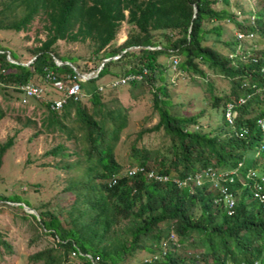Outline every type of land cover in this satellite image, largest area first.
<instances>
[{
    "label": "trees",
    "instance_id": "1",
    "mask_svg": "<svg viewBox=\"0 0 264 264\" xmlns=\"http://www.w3.org/2000/svg\"><path fill=\"white\" fill-rule=\"evenodd\" d=\"M217 2L0 0V30H26L31 20L40 17L44 31V39H36L38 45L24 49L0 43V96L18 102V85L40 86L45 95L36 103L45 112L46 132L73 139L77 152L70 153L58 143L45 153L52 159L49 166L64 175L57 181L58 175L53 173L54 197L50 193L34 209L37 216H19L28 221L30 229H40L46 239L45 246L28 255L29 264H67L69 258L74 259L71 252L77 250L97 257V264H118L125 254L135 257L138 250L150 255L141 264H253L255 259L264 264L259 258L264 252L261 191L240 198L243 205L231 217L224 210H214L199 188L184 179L221 170L224 158L236 162L256 143L249 135L255 129L254 120L249 119L255 115L243 118V113L228 122L224 111L242 93L240 84L245 78H255L258 89L264 84V0H220L221 7L215 9ZM254 3L260 4L257 10ZM236 16L242 19L233 24L234 31L226 39H220L221 22L206 27L210 19L229 21ZM120 22L127 26V37L112 46ZM251 39L258 47L241 56L234 54L241 43ZM57 40L91 47L84 63L102 64L96 76L79 81L75 70L80 71L82 59L60 55ZM222 47L228 53H221ZM113 56L116 58L103 62ZM24 59L31 61L24 65ZM55 59L70 65L56 66ZM47 69L67 83L74 80L79 98L70 97L59 109H50L49 101L55 97L48 88L59 91L52 80L45 79ZM209 75L227 80L229 90L223 93L220 89L222 94L215 95ZM127 76L133 78L125 79ZM193 88L200 89V97L197 91H190ZM113 91V102L108 105L106 100ZM122 91L131 99L146 93L152 114L157 115L156 123L136 137L146 130L147 137L153 134L156 142L140 148L133 142L127 169L112 157V143L125 125L126 108L117 98ZM205 99L208 103L201 104ZM211 111L217 126L206 132L197 122ZM6 112L0 105V120ZM26 119L21 123L29 127L32 121ZM235 134L245 140L234 138ZM9 145L8 138L0 153ZM72 155L76 157L67 159ZM248 162L253 164L255 176L263 172L264 162ZM175 178L183 182L175 183ZM258 182L255 178L245 184ZM233 184L240 186L237 181ZM40 185L38 180L24 182L20 193L0 195V204L10 201L32 208L25 203L26 196L36 194ZM59 194H65L68 201ZM48 237L54 238L52 242ZM103 240L107 243L101 244ZM74 256L80 264H91L82 255Z\"/></svg>",
    "mask_w": 264,
    "mask_h": 264
},
{
    "label": "rangeland",
    "instance_id": "2",
    "mask_svg": "<svg viewBox=\"0 0 264 264\" xmlns=\"http://www.w3.org/2000/svg\"><path fill=\"white\" fill-rule=\"evenodd\" d=\"M219 1L220 0H218L216 7H214L215 9L221 7V2ZM247 2L248 1L244 3ZM224 7H226L229 11L234 10L238 12L237 9L233 7ZM259 7L260 4L254 3V10H257ZM241 19L242 17L240 16H236L229 21L210 19L206 21V27L209 28L211 24L221 22L220 39L223 40L231 36L232 31H234L233 24ZM249 19L251 21L252 17L249 16ZM39 20L40 17H35L31 20V22L27 25L26 30L16 32L9 31V33L0 30V43L3 41L5 44H9L14 49H24V47L27 46L38 45L36 39H44V31L40 28L42 22L40 23ZM127 31L128 29L126 24L120 22L111 45L117 46L122 43L127 37ZM236 37L239 39L238 36ZM210 40L211 39H208L206 42L209 44ZM57 42V50L60 55H73L82 59V61L79 62L80 71H92V73H95V67L98 68L99 61H97V63L95 62V66H93L92 63H84V59L89 55L91 47L85 48L86 46L84 47L77 42L63 40H57ZM240 45L241 46L239 48L237 47L234 52V54H238L240 56L243 51L246 50L247 52H250V50L258 47V45L255 44L254 39L246 40ZM105 49H108V47ZM226 50V47H222L220 52L224 54ZM226 53H228V50ZM5 54L6 59L11 60L8 52L5 51ZM112 58H116V56H113ZM23 61L26 62L27 59H24ZM30 61L31 60H28L26 63H29ZM57 63L62 65L64 62L57 60ZM170 77L173 81H175L172 75H170ZM208 78L212 80V84L215 86V95L222 94V92L226 93L229 90L230 85L226 82L227 80L222 81L221 77L211 75H209ZM48 90H50L51 95L54 97L57 96L58 93L54 92L50 88H48ZM190 91H197V96H201L200 89L193 88L190 89ZM16 93L18 95V92ZM43 93L44 92H42V94ZM114 95L115 93L113 91L111 97L106 100L109 102L108 105L113 102L112 97ZM117 98L120 104L126 108L125 125L118 132L112 143V157L116 159L119 164L124 165V169H126L125 167L127 166V162L130 160H128V155L133 142H135V145L138 148H140L141 145L148 147V145L156 142V138L152 136L153 134L150 133L147 137L146 130L143 132L141 137L138 139L136 137L139 131L147 129L156 123L157 115L152 114V108L146 93L137 95L134 99H131L127 92L122 91L119 95H117ZM33 101H30L29 99V104L23 106V104L17 103L14 100H5L0 96V105L3 109L7 110L4 118L0 120V148L8 138L10 139V145L8 148L0 153V195L6 196L10 193H14L15 190L20 193L22 189L20 188L22 187L21 184L24 182L38 180L41 183L36 194L31 192L26 196L29 202H25L23 200L25 198L23 197L21 199L22 202L29 204L32 208H29L23 203L10 201L7 204H0V264H29L28 255L45 246L46 239L43 237L41 230L38 228L30 229L28 221L20 219L19 216H22L23 213L33 214L32 211H34V215H36L37 213L34 209L41 204L45 197L48 198L50 193L51 196L54 197L53 183H56V178L53 173L58 175L57 181H61V178L64 175L60 169L49 166L52 163V159L51 156L45 154L46 151L58 143L66 146L68 152L70 153L75 151L74 149L76 148V144L73 139H64V137L60 136L57 132H46L44 128L45 124H43V116L45 112L38 107L36 100ZM203 103H208V100L205 99L204 101H201V104ZM85 104H88L87 101H85ZM213 113V111L206 112L204 116L198 120V128H201L206 132L213 131L217 126L216 122H214L212 118ZM26 118L32 121V123H28L29 127H24L21 123L27 121ZM221 136H224V133H221ZM135 139L137 140L135 141ZM76 155H72L67 159H74ZM223 162L226 167H230L232 164L228 158H224ZM40 169L45 170L38 171ZM12 185L17 186L14 189ZM50 189H52V192ZM58 197H63L65 201H68L65 194H59ZM18 204L21 208L20 206L8 207ZM60 206L65 207L66 204L61 203ZM33 236L34 239H31ZM48 239L52 242V239L54 238L48 237ZM100 243L106 244L107 241L103 240ZM73 257L74 259H68L67 264H80L79 261L75 259V256ZM149 257L150 255H148L146 251L138 250L136 251L135 257L125 254L124 260L118 264H141Z\"/></svg>",
    "mask_w": 264,
    "mask_h": 264
},
{
    "label": "clouds",
    "instance_id": "3",
    "mask_svg": "<svg viewBox=\"0 0 264 264\" xmlns=\"http://www.w3.org/2000/svg\"><path fill=\"white\" fill-rule=\"evenodd\" d=\"M240 38V34H237ZM250 36V34H248ZM255 78L248 77L240 84L242 93L238 95L235 103H227L225 105L224 118L228 122L236 119L244 113L243 118L252 117L249 120H254L255 129L249 135L255 137V145L252 149L246 148L240 159L232 162L230 167H222L216 172L208 170L210 173L204 172L202 178L199 175L190 179L185 177V180L191 181L197 186L201 194L208 198L214 210H224L229 216H234L239 208L243 205L241 199L249 193H257L261 191L264 197V168L260 175L255 176L253 164L248 162L249 159L255 163L264 162V84L261 89L255 88ZM18 103V102H17ZM240 114L238 109H241ZM229 116V118H228ZM234 138L243 139L235 134ZM245 140V139H243ZM127 169V167H126ZM259 179L257 184H245L247 180ZM163 178L158 179V182ZM234 181L240 183V186L234 185ZM175 183L183 181L173 179ZM16 203V202H15ZM260 211L262 209L259 208ZM250 225V224H249ZM264 259V252L259 258ZM253 264H259V260H253Z\"/></svg>",
    "mask_w": 264,
    "mask_h": 264
},
{
    "label": "built area",
    "instance_id": "4",
    "mask_svg": "<svg viewBox=\"0 0 264 264\" xmlns=\"http://www.w3.org/2000/svg\"><path fill=\"white\" fill-rule=\"evenodd\" d=\"M54 63L56 66H60V64L57 63L56 59L54 60ZM101 65L102 64L100 63V65H98V68H95L96 69L94 71L95 73H92V71H89V72L76 71L75 68L72 65L71 66L75 70L79 81H87L90 78H93L96 76V73L100 69ZM44 77L45 79L52 80L53 81L52 86L55 87L59 91L58 96L49 101L50 109H53V110L59 109L62 106V104L65 103L66 100L70 97L73 100H77L79 98L80 96V93H78L79 85L74 80L67 83L65 81L66 80L65 78L58 79L56 74L50 69L46 70ZM132 78L133 76L125 77V79H132ZM119 82H123V79H120ZM17 90L19 91L18 103L23 104V106L29 104L28 102L29 99H34V100L40 99L42 97V92H43L40 86L38 87L28 82L25 84L18 85ZM74 255H82L86 257L90 261L91 264H97V261H98L97 257H92L91 255L87 253H81L79 250L71 252V256H74Z\"/></svg>",
    "mask_w": 264,
    "mask_h": 264
},
{
    "label": "water",
    "instance_id": "5",
    "mask_svg": "<svg viewBox=\"0 0 264 264\" xmlns=\"http://www.w3.org/2000/svg\"><path fill=\"white\" fill-rule=\"evenodd\" d=\"M194 10H195V9H194ZM109 59H111V57H110V58H107V59H104V61H105V60H109ZM104 61H103V62H104ZM64 63L69 64V62H67V61H65ZM24 65H27V63H24ZM69 65H70V64H69ZM32 213H33V215L35 214L34 211H32ZM35 216H37V214H36Z\"/></svg>",
    "mask_w": 264,
    "mask_h": 264
},
{
    "label": "crops",
    "instance_id": "6",
    "mask_svg": "<svg viewBox=\"0 0 264 264\" xmlns=\"http://www.w3.org/2000/svg\"><path fill=\"white\" fill-rule=\"evenodd\" d=\"M0 201H2V200H0Z\"/></svg>",
    "mask_w": 264,
    "mask_h": 264
}]
</instances>
